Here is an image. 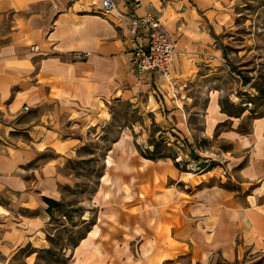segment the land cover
<instances>
[{"label":"crops","instance_id":"crops-1","mask_svg":"<svg viewBox=\"0 0 264 264\" xmlns=\"http://www.w3.org/2000/svg\"><path fill=\"white\" fill-rule=\"evenodd\" d=\"M114 1L103 16L101 0H0V264H237L264 255V112L248 118L236 103L231 113L212 86L243 0ZM148 11L176 51L166 77L137 79L133 48L146 38L130 33L129 14ZM112 102L152 113L190 155L208 143L230 179L145 158L121 134L103 154L95 224L58 255L56 208L45 200L61 202L73 186L67 165L100 139Z\"/></svg>","mask_w":264,"mask_h":264},{"label":"rangeland","instance_id":"rangeland-1","mask_svg":"<svg viewBox=\"0 0 264 264\" xmlns=\"http://www.w3.org/2000/svg\"><path fill=\"white\" fill-rule=\"evenodd\" d=\"M222 52L225 57L222 72L212 82V86L220 91L222 107L237 113L239 105V108L248 109V118L260 115L264 112V0L241 1L234 26L223 37ZM236 103L238 105L234 108ZM110 114V123L100 139L82 147L78 155L82 158H73L67 165L68 173L74 179L73 186L64 188L63 205L52 211L51 216L53 228H56L54 232L51 230V251L58 255L62 248L72 246L95 224L100 207L95 206L93 199L101 186L99 176L103 154L121 134L136 138L144 157L169 156L180 170L192 173L204 171L207 167L218 168L219 179H230L225 157L213 152L208 143H197V155H190L187 144L178 140L177 134H163L165 131L154 122L152 113H139L128 102H112ZM248 124L246 119L245 128ZM135 131H138L137 135ZM155 147L157 152L152 156ZM237 264H264V255L246 256Z\"/></svg>","mask_w":264,"mask_h":264},{"label":"built area","instance_id":"built-area-1","mask_svg":"<svg viewBox=\"0 0 264 264\" xmlns=\"http://www.w3.org/2000/svg\"><path fill=\"white\" fill-rule=\"evenodd\" d=\"M137 5L138 1H135L133 6ZM115 8L116 3L114 0H101L98 13L106 16L112 13ZM129 18L130 33L135 35L141 29L146 38L145 44L139 43L133 48L132 65L135 76L137 79H141L146 72H157L166 77L169 74L176 51L175 41L170 30L149 11L142 17H138L134 12H131ZM31 50L36 51L37 46L32 45ZM88 55L89 52H79L77 58L84 59ZM196 169H199V167H196Z\"/></svg>","mask_w":264,"mask_h":264},{"label":"trees","instance_id":"trees-1","mask_svg":"<svg viewBox=\"0 0 264 264\" xmlns=\"http://www.w3.org/2000/svg\"><path fill=\"white\" fill-rule=\"evenodd\" d=\"M156 150H157V147H155L153 149L152 154H150V155L153 156L157 152ZM167 157H169V156H161V158H158V159L167 158ZM145 158L152 159V160L157 159V158H154V157H145ZM45 201H46V203L48 205V209H47L48 212H50L52 208L58 209L59 207H61L63 205L61 202H56V201H53L51 199H46ZM84 235L80 236L72 246L76 245V243L78 242V240H80L81 238H83Z\"/></svg>","mask_w":264,"mask_h":264}]
</instances>
